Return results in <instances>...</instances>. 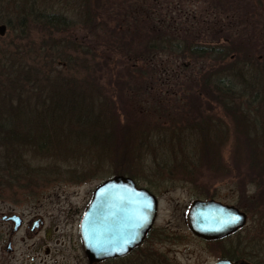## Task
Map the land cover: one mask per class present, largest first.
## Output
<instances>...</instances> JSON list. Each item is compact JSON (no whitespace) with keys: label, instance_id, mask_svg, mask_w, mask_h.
<instances>
[{"label":"rangeland","instance_id":"1","mask_svg":"<svg viewBox=\"0 0 264 264\" xmlns=\"http://www.w3.org/2000/svg\"><path fill=\"white\" fill-rule=\"evenodd\" d=\"M9 1L16 2L14 5L17 7H22L26 2L29 5L27 7L37 13L65 16L70 20V26L66 32L48 35L40 27L28 23L23 36L19 35L16 28L14 31L6 28L0 37V64H33L39 67L42 66L41 62L46 61L53 65L55 68L52 71H40L53 80L62 81L56 85L61 90L65 87L73 89L72 92H76L73 98L77 92H82V96L86 94L87 99H93L91 103L95 113L98 112L105 119L108 128L118 131L114 141L121 147L127 143V150L123 147L116 156L112 150L106 151L115 144L112 138L108 142L104 132L99 131H108L107 128L101 129L97 125L96 128L85 129L75 121L72 123L71 119L68 123L51 128L47 125V119L36 117V113L46 112L49 107L43 101V96L49 93L47 85L38 91L39 103H44V106H32L36 102L33 93L28 97L22 96L28 98L27 107H18V113L25 111V117L30 114L27 117L29 121L41 127L37 131L28 128L27 131L33 135L31 138H36L32 143L22 141L23 131L20 129L19 143L0 146V214L9 210L28 218L38 214L44 220V230L48 231V222L58 209H80L96 186L116 176L117 168L113 160L127 159L125 167L132 169L133 178H130L138 186L151 191L158 203L153 231L139 251L130 257L128 264H151L150 255L156 251L165 253L169 259H175L177 264H209L214 252L234 251L236 247H239L240 252L250 254V257L255 254L257 263L264 264V207L252 203L264 182L256 177L259 168L255 166L257 135L252 127L257 118L254 109L259 108L251 107L249 111L254 113L247 115L237 110L233 112L222 105L208 108L200 103V99L197 104L194 102L197 87L202 89L203 79L210 72H222L223 76L216 77H226L227 82L232 81L228 72L233 70H236V76H242L245 80L249 79L253 71L254 79H257V71L264 65V0H145L150 4L157 1L155 10H159L156 17L169 23L162 27L174 25V30L162 28L163 32H169L170 36L179 40L183 38L190 46L196 44L204 48H227L233 52L227 62L237 63L230 69L232 64H224L219 70L213 68L209 72V65L214 62L211 58L178 60L174 55L164 56L162 58L167 66H181L174 73H168L169 81L163 83L167 87L165 90L156 83H146L150 80L148 76L133 71L135 74L131 77L122 65L116 69L120 73L118 77L106 72L105 75L94 76L83 73L80 59L73 54V50L81 48L82 51H93L98 55L101 50H108L111 46L100 32L94 33L91 29L87 31L84 26H78L82 15L80 9L83 8L81 4L78 5V0ZM129 1L131 3L134 0ZM221 2L230 3L226 6ZM13 12L18 13V10ZM16 16L11 14L12 24L17 23ZM4 21L0 26L6 25ZM61 42H64V48ZM52 46L57 61L52 63L49 59L42 60L43 51ZM106 59L107 62L111 60L108 57ZM89 65L93 69V62L90 61ZM197 71L207 74L200 82L196 81ZM213 81L209 83L206 80L205 85L215 92ZM234 83L237 84L236 81ZM146 85L154 87V93L148 89L149 93H153L150 95L161 102L165 116L159 118L153 114L156 112H152L153 102L149 101ZM112 86L115 87V98L107 90L99 91ZM235 87L240 88L239 85ZM11 88V92L16 90L15 85ZM142 88L144 95L138 98L137 94L141 93ZM62 93L59 95L63 97ZM104 95L106 101L98 99ZM97 100L99 105L95 107ZM12 103H16L15 98H12ZM234 103L240 104L238 100H234ZM109 105L115 111L112 114H116L115 121ZM113 105L117 107L112 108ZM242 107L246 108L245 102ZM260 110L264 120L263 100ZM91 116L94 117L93 114ZM199 123L203 124V128L196 125ZM3 125L6 126L5 123ZM43 128H50L47 130L49 141L45 142V148L40 145L42 138L37 136V132H43ZM82 132L92 143L85 146L86 142L74 139L79 138ZM93 137H96L95 141ZM50 142H53L55 149H48ZM261 147L264 153V142ZM76 151L81 154L76 155ZM259 161L262 166V159ZM78 175L85 179L80 180ZM209 199L232 205L246 213V226L237 234L217 243L195 238L186 226L187 210L191 202ZM59 240L63 246L50 245L53 259L58 262L64 260L69 264H86L78 244L70 249L65 238ZM30 244L27 242V245ZM18 245L19 252H24L25 246ZM56 251L58 254H55Z\"/></svg>","mask_w":264,"mask_h":264},{"label":"trees","instance_id":"2","mask_svg":"<svg viewBox=\"0 0 264 264\" xmlns=\"http://www.w3.org/2000/svg\"><path fill=\"white\" fill-rule=\"evenodd\" d=\"M152 2H154V4L146 3L145 0H134L131 3L129 0H78V5L81 4L83 6V8L80 9L82 15L78 26H84L87 28V31H89L88 29H91L94 33L100 32L103 34L104 40L106 37L105 42H109V45L111 46L108 50H101L98 55L93 51H82L81 48H76V50L72 51L73 54L80 59L79 64L82 65L80 68L85 75H105L106 72L107 74L111 73V76L118 77L120 73L118 74L116 69L118 66L122 65L123 69H125L131 77L135 74L134 72H137L139 75L148 76L150 80L146 81V83L153 85L156 83L160 88L162 87L165 90L167 87H164L163 83L165 81H169L168 73H174L181 66L177 64L172 67L169 65L167 66L164 62V58H162L164 56L169 57L174 55L178 60H182L183 58H211L214 62L209 65V72L213 68L219 70L224 64H232L229 69L237 64L236 62H227V60L233 55V52L227 48L220 47V49H215V47L210 46L204 48L196 44L190 46L188 43H185L186 41L183 40V38L179 40L175 36H170L169 32H163L162 28L164 30H174V25L170 24V26L162 27L169 23L160 20L159 17H156L159 9L155 10V6H157L158 3H156L157 1ZM15 3L10 2L9 0H3L2 4V0H0V23H3L5 20L4 22L6 24V28L9 31H14L15 28L18 29L20 36H23L28 23H31L38 28L40 27V30L45 31L48 35L63 31L66 32V29L70 26V20H68L65 16L53 15L50 13H37L32 8L27 7L29 5H27L26 2L21 5L22 7H17V5H14ZM229 3L230 2H221V4H226V6H229ZM13 10H18V13H14ZM11 14L17 15L15 17L17 18V23H11ZM174 41L177 43L173 44ZM61 43L63 46L62 48H64V42ZM80 46H82V44H80ZM53 47L54 46L46 48L43 51V54L41 55L42 60L49 59L52 63L57 61L55 55L56 52H53ZM72 52H68V54H72ZM79 55L83 58L81 59ZM57 56L62 58V55H59V53H57ZM106 57L111 60L107 62ZM90 61L93 62V69L89 65ZM102 61L103 64H100ZM41 64L42 66L39 67H36L33 64L26 66L20 65L19 63L12 64V66L6 64L5 62L0 64V146L4 147L7 145H13L15 143H19L21 139L22 141L27 140L26 143L28 144L32 143L34 139H36L34 137L31 138V136H33L30 135L32 132L27 130L28 128H34L37 131L38 127L41 126L37 123L29 121L27 117L30 114L25 117V111H23V113H18V107H27L28 98L24 99L22 96L28 97L31 93L36 96V102L35 104L32 103V106L36 105L38 107L39 104L44 106L45 103L50 107V110L49 107H47L46 112L36 113V117H39L40 119H47V125L51 126V128L60 126L64 122L68 123L71 119L72 123L75 121L77 125L84 127L85 129H93L96 128L97 125L101 129H109L108 131H99L104 132V138L108 140V142H111V140H109L110 138L114 141L118 131L115 132L112 127L108 128L105 124V119H102V116L98 114V112L97 114L95 113L96 110L93 109L94 105L91 103L93 99H87L86 94L82 96V92H77V96L73 98L72 96L76 93L72 92L73 89L70 90L65 87L64 90H61L59 86L56 85L63 83L62 81H59L58 79L53 80L51 77L43 75L40 71H52L55 67L46 61L41 62ZM261 67L264 69V65ZM261 67L259 68L260 70L257 71V79H254L255 73H253V71L250 72V80L248 78L245 80L242 79V76H236V70H233L228 72V75L232 79V81L228 80V82L226 77H222V72H216L214 74L210 72V75L208 73L209 76L203 79L202 77L207 74L202 71H197L196 81L200 82L202 78L205 82L202 89L197 87V97L194 98V102L197 104V100L200 99V103L208 108H210L211 105H219L220 107L222 105V107L227 106L228 110H232L233 112L237 110L247 115L254 113L249 111L251 107L254 108L256 106L259 108L258 110L254 109L257 111V118L256 124L253 121L254 126L252 127L257 135V159H255V166H258L259 168L256 172V177L259 179L261 178L264 181V153L261 147V144L264 142V120L261 118L262 115L259 113L261 111L260 102L262 100L264 101V70H262ZM230 73L232 75H230ZM220 75L222 76L219 78L216 77ZM240 78L242 80H240ZM206 80H208L209 83L210 81L212 83V80H214L212 86L214 87L215 92L206 88ZM255 80L257 83L256 86ZM235 81L237 84L234 83ZM67 83L68 82H66V84ZM109 83L115 84L114 81H109ZM12 85H15L16 88L13 92H11ZM235 85H239L240 88H236ZM23 86H26V88H23ZM44 86L49 89V93L47 96H43L44 103H39L40 95L38 94V91ZM143 89L144 88L141 89V93L137 94L139 96L138 98L144 95L142 94ZM148 89L152 90L154 93V87H148V85H146V90ZM105 90L111 94L112 98H115L114 86L109 87L108 89H99V91ZM66 91H68L67 94H65ZM59 93L64 94L63 97L62 95H59ZM153 93H149L148 90L149 101L153 102L151 109L152 112H156L153 114L160 118V116H165V111L163 112L165 109H162L160 101L151 96ZM12 98H15V102L17 104L12 103ZM144 98L145 97H143V99ZM98 99L106 101L105 95L104 97H98ZM234 100H238L240 104L235 105ZM244 102L246 108L242 107ZM99 103H101V101H99ZM97 105H99L98 100L95 101V107ZM109 106L111 116H113V120L115 121L116 114L112 115L115 111L111 109V105ZM115 107L117 106H112V108ZM217 110L219 111V109ZM140 111L142 112V108ZM91 114H93L94 117H92ZM98 116L101 117L98 118ZM166 121H168L167 118ZM2 123H5L6 126H2ZM196 125L202 126L203 128L202 123ZM20 129L23 131L21 133V139H19ZM47 130H50V128H43V132L42 130L41 132H37V136L42 138V142H40L42 148H45V142L49 141V139H47V135L49 133ZM51 130L55 131V129ZM54 133L55 132L52 134L54 135ZM97 134L99 135L100 132H97ZM86 136V133L82 132L79 138L74 139L76 141L80 140L82 142H86L87 144L85 146H87L92 143V141L90 142V138ZM92 140L95 141L96 137H93ZM125 145H127V143ZM125 145L121 147L115 143L112 148H109L106 151L112 150L116 156L118 155L120 149L123 150V147L127 150V146ZM47 146L48 149H55L53 142H50ZM79 154L81 153L76 151V155ZM259 159H262V166L260 165ZM119 160L120 159L113 160V163L117 168L115 175H127L132 177V169L125 167V163H128V160ZM120 167L123 169H119ZM78 178L80 180L83 178L85 179V177ZM255 182H257V179ZM252 203L254 206L257 205V207H264V182L261 185L259 195Z\"/></svg>","mask_w":264,"mask_h":264},{"label":"water","instance_id":"3","mask_svg":"<svg viewBox=\"0 0 264 264\" xmlns=\"http://www.w3.org/2000/svg\"><path fill=\"white\" fill-rule=\"evenodd\" d=\"M5 26H0V37ZM157 202L130 178L115 176L93 192L79 226L88 264L122 257L139 246L156 216ZM186 220L192 235L204 241L222 240L242 229L246 215L233 206L210 201L191 203ZM217 264H231L219 261Z\"/></svg>","mask_w":264,"mask_h":264},{"label":"flooded vegetation","instance_id":"4","mask_svg":"<svg viewBox=\"0 0 264 264\" xmlns=\"http://www.w3.org/2000/svg\"><path fill=\"white\" fill-rule=\"evenodd\" d=\"M79 176L80 175H78L77 177ZM86 181L87 180L83 181V183ZM149 192L151 193V191ZM91 196L86 200V202L80 209L77 208L76 210H73L69 208L65 211L58 209L56 215H52L51 219L48 222V231L44 230V220L38 214H32L28 218L27 216L17 214L11 210L1 213L0 264H69L64 260L58 262L53 259V253L50 245L53 244L63 246L64 244L61 243L59 238H65L67 240L65 243L68 244V248L72 249L76 244H78V246H80L82 250L81 242L79 239V225L82 215L91 199ZM153 225L139 247L135 248L131 252H128L122 257L110 259L104 262H98L95 264H119V262L128 264L130 257L134 253H137L139 249L145 244L146 239L153 231ZM68 227H70V230L68 229ZM21 231L22 234L19 235ZM40 233H42L41 236ZM223 240L208 242L217 243ZM27 242L31 244L27 245ZM19 243L25 246V251L22 253L19 252ZM236 249L237 250L234 251L230 250L226 252H214L211 257L212 261L209 264H217L219 261H229L231 264H258V257L255 254H252L250 257V254L240 252L241 250H239V247H236ZM56 253L57 251L55 252V254ZM83 256L86 260L84 253ZM150 256H152V258L149 259L151 261V264H177L175 259H169V257L165 253L160 251L151 253ZM86 264H88L87 260Z\"/></svg>","mask_w":264,"mask_h":264}]
</instances>
